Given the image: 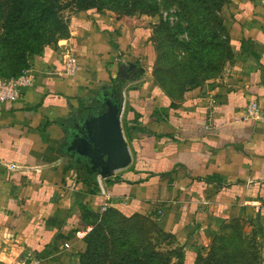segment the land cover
I'll list each match as a JSON object with an SVG mask.
<instances>
[{
    "label": "crops",
    "instance_id": "0c3cea01",
    "mask_svg": "<svg viewBox=\"0 0 264 264\" xmlns=\"http://www.w3.org/2000/svg\"><path fill=\"white\" fill-rule=\"evenodd\" d=\"M223 16L231 60L183 92L153 75L145 16L79 12L71 37L33 59L32 85L0 105V264H80L90 218L111 209L154 223L194 261L214 231L254 224L264 255V120L244 118L251 102L264 111V0H230ZM121 92L132 163L101 179L66 150L68 132Z\"/></svg>",
    "mask_w": 264,
    "mask_h": 264
},
{
    "label": "rangeland",
    "instance_id": "374dc122",
    "mask_svg": "<svg viewBox=\"0 0 264 264\" xmlns=\"http://www.w3.org/2000/svg\"><path fill=\"white\" fill-rule=\"evenodd\" d=\"M213 1L212 7L203 3L201 6L197 0H84L87 5H93L91 11L96 14L118 18L134 16L139 20L141 17H148L151 40L156 49L154 39L161 46L160 56L158 58L157 52L152 66L153 75L160 73L165 78L166 87L178 89L192 88V82L198 77L200 79L204 70L202 38H195L198 30L203 33L206 15L212 8L214 19L224 27L223 15L230 0ZM8 2L9 0H0V69L7 72L16 71L26 57L29 69L24 75L32 67L33 59L43 54H25L20 37L14 38V34H10ZM56 2L54 17L51 21L44 19L49 23L55 20L56 24H45L42 25L43 30L40 27L37 29V34L45 39L44 51L47 48L57 50L71 37V21L80 12V5L83 4L82 0ZM130 12L134 13L127 15ZM225 57L226 53L219 58L216 51L211 65L204 62L210 74L216 73L217 68L222 69L219 75L223 73L229 62L224 61ZM174 76L178 78L175 80ZM102 217L103 215L90 218L88 222L90 231L86 235V241L91 238L92 250L84 259V264H182L184 255L185 264L196 263L192 258L186 259V247L173 235L160 232L150 221L138 216L126 220L122 215H104L101 221ZM256 228L254 224L240 223L223 226L214 231L206 245L199 247L197 264H264L263 245L258 239Z\"/></svg>",
    "mask_w": 264,
    "mask_h": 264
},
{
    "label": "trees",
    "instance_id": "16d2710c",
    "mask_svg": "<svg viewBox=\"0 0 264 264\" xmlns=\"http://www.w3.org/2000/svg\"><path fill=\"white\" fill-rule=\"evenodd\" d=\"M202 6L203 5H212L214 2L213 0H197ZM83 4L80 5V12H87L93 10V5L89 4L87 5L84 0H82ZM9 6V17L10 22L8 24L9 32L10 34L13 33L14 38H19L22 43V48L24 49V53L34 56H38L43 54L44 52V37L37 34V29L40 27L42 29V25L45 26V24H56L55 20L52 23L44 21V19H47L48 21H51V19L54 17V13L56 12L57 2L56 0H9L8 2ZM212 11L208 13L207 19L205 21L204 30L203 33H201V30L197 31V37L202 38L203 43V67L204 70L202 71V74L200 75V79H195L192 82V88L198 87L200 84L207 80L215 78L217 75H219L222 72V69L217 68V72L214 74H210V71L207 70L205 63L211 65V62L213 58L215 57V52H218V57L221 58V56L226 53L227 57L224 59V61H230L233 53L230 46V42L228 38L225 36L224 33V27L221 22L216 21L214 19L215 13L213 8ZM134 12H130L127 15H132ZM46 17V18H45ZM60 24V22H58ZM206 24L208 25V28H206ZM43 30V29H42ZM207 32V33H206ZM36 33V34H35ZM194 39V40H195ZM154 42L157 46V52H158V58L160 53V43L154 39ZM190 51V48L188 49ZM202 51V50H201ZM201 53V52H200ZM219 60V59H218ZM22 65L19 69L12 72H7L6 70L0 69V77L3 79H13L23 76V73L29 69V64L27 61V58L25 57L24 62H21ZM223 67V66H222ZM206 70V71H205ZM155 77L157 81L167 90L169 91H180L183 92L185 88H175V87H166L165 78L158 72H156ZM175 80L178 78L177 76L173 77ZM187 89V88H186ZM86 168L90 171V168L88 165H86ZM94 178V177H93ZM105 216H116L120 215L113 211V209L110 210V212L104 214ZM103 215V217H104ZM121 216V215H120ZM103 217L100 219L103 220ZM126 220V217H124ZM92 235V234H91ZM91 238L87 239V251L86 253L81 256V262L84 264V259L91 254ZM199 260V254L196 259V263H198ZM182 264H185V255L183 256Z\"/></svg>",
    "mask_w": 264,
    "mask_h": 264
},
{
    "label": "water",
    "instance_id": "95a60500",
    "mask_svg": "<svg viewBox=\"0 0 264 264\" xmlns=\"http://www.w3.org/2000/svg\"><path fill=\"white\" fill-rule=\"evenodd\" d=\"M136 69L134 63L122 64L118 69L120 78L129 80ZM139 73L142 70L137 69ZM135 75H138L137 73ZM123 93L119 98L105 100L99 114H92L80 125L79 133L70 140L66 148L80 157L101 179H108L126 169L132 163V153L124 137L121 125Z\"/></svg>",
    "mask_w": 264,
    "mask_h": 264
},
{
    "label": "built area",
    "instance_id": "2783aa9c",
    "mask_svg": "<svg viewBox=\"0 0 264 264\" xmlns=\"http://www.w3.org/2000/svg\"><path fill=\"white\" fill-rule=\"evenodd\" d=\"M33 78L28 74L13 79H3L0 77V105L4 103H15L22 98L23 91L31 86ZM245 120L263 121L264 111L256 102H251L245 111ZM18 166L11 165L10 169L16 170ZM69 245H67V248Z\"/></svg>",
    "mask_w": 264,
    "mask_h": 264
},
{
    "label": "flooded vegetation",
    "instance_id": "af4514ba",
    "mask_svg": "<svg viewBox=\"0 0 264 264\" xmlns=\"http://www.w3.org/2000/svg\"><path fill=\"white\" fill-rule=\"evenodd\" d=\"M134 74V73H133ZM100 110L101 109H99V108H97L96 109V111H95V114L97 115V114H99V112H100ZM69 133V135L70 136H72V138L71 139H73L74 138V136L77 134V132L76 131H74V130H71L70 132H68ZM71 139H69V140H71Z\"/></svg>",
    "mask_w": 264,
    "mask_h": 264
}]
</instances>
